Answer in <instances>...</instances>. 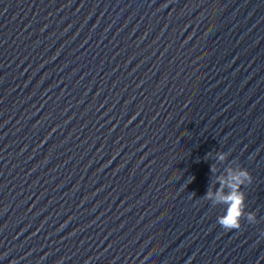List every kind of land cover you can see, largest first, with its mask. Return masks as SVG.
Returning <instances> with one entry per match:
<instances>
[{
  "label": "water",
  "instance_id": "water-1",
  "mask_svg": "<svg viewBox=\"0 0 264 264\" xmlns=\"http://www.w3.org/2000/svg\"><path fill=\"white\" fill-rule=\"evenodd\" d=\"M0 264H264V0H0Z\"/></svg>",
  "mask_w": 264,
  "mask_h": 264
},
{
  "label": "clouds",
  "instance_id": "clouds-1",
  "mask_svg": "<svg viewBox=\"0 0 264 264\" xmlns=\"http://www.w3.org/2000/svg\"><path fill=\"white\" fill-rule=\"evenodd\" d=\"M215 158L217 162L223 163L227 160L228 154L218 152ZM211 173L215 176L214 183L220 187L215 192L208 190L205 197L225 205L223 215L218 217V223L226 229H233L240 227V220L244 216L250 223L256 222L255 213L246 212V196L242 190V186L252 183L251 173L242 166L233 167L231 164L226 166L222 172L220 169L217 170L215 164H212Z\"/></svg>",
  "mask_w": 264,
  "mask_h": 264
}]
</instances>
